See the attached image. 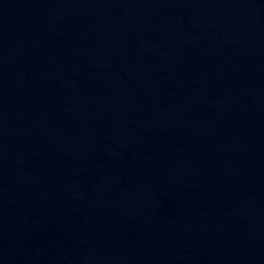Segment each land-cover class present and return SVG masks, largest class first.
Masks as SVG:
<instances>
[{"label": "water", "instance_id": "95a60500", "mask_svg": "<svg viewBox=\"0 0 264 264\" xmlns=\"http://www.w3.org/2000/svg\"><path fill=\"white\" fill-rule=\"evenodd\" d=\"M0 264H264V0H0Z\"/></svg>", "mask_w": 264, "mask_h": 264}]
</instances>
